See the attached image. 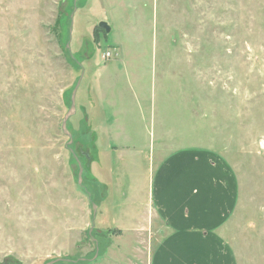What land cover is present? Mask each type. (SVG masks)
Segmentation results:
<instances>
[{
    "label": "rangeland",
    "instance_id": "374dc122",
    "mask_svg": "<svg viewBox=\"0 0 264 264\" xmlns=\"http://www.w3.org/2000/svg\"><path fill=\"white\" fill-rule=\"evenodd\" d=\"M185 151L230 176L209 232L264 264V0H0V264H149Z\"/></svg>",
    "mask_w": 264,
    "mask_h": 264
},
{
    "label": "crops",
    "instance_id": "0c3cea01",
    "mask_svg": "<svg viewBox=\"0 0 264 264\" xmlns=\"http://www.w3.org/2000/svg\"><path fill=\"white\" fill-rule=\"evenodd\" d=\"M117 122L115 118L114 123ZM177 164L181 167L174 171ZM194 165H198L195 172ZM221 169L207 154L192 151L172 154L162 164L159 172L162 186L170 193L168 201L183 198L189 208L177 216L162 198L154 201L152 211L159 217V231L164 233H158L161 240L150 254L149 264H235L220 236L209 232L221 221L232 200L230 176L226 174L228 178L223 180L226 172ZM164 172L181 174L182 184L175 180L170 186L169 175ZM183 184L187 191L182 190Z\"/></svg>",
    "mask_w": 264,
    "mask_h": 264
},
{
    "label": "water",
    "instance_id": "95a60500",
    "mask_svg": "<svg viewBox=\"0 0 264 264\" xmlns=\"http://www.w3.org/2000/svg\"><path fill=\"white\" fill-rule=\"evenodd\" d=\"M97 26H98L99 28L103 29V31H104L105 34H106V33L108 34V33L110 32V27H109L106 23H104V22H100V23H98ZM79 82H80V81L77 82L75 88H74L73 91H72L70 108H69V110L67 111V113L65 114V116H64V118H63V121H62V124H61V130H62V132H63V133L68 137V139H69V141H68V143H67V146L71 145V143H72V136H71V134L67 131L66 123H67L68 119H69V118L74 114V112H75V95H76V91H77V88H78ZM87 156H88V155H86V158H87ZM74 157H75L76 163H77V165H78V175H77V179H78V185H79V184L81 183V181H82V172H83V168H82L80 162L78 161V159L76 158V156H74ZM93 208H94V213H95V208H96V206L93 205ZM94 215H95V214H94ZM58 261H60V260H59V259H56V260H54V261H50V262H48V263H46V264H54V263H56V262H58Z\"/></svg>",
    "mask_w": 264,
    "mask_h": 264
},
{
    "label": "built area",
    "instance_id": "2783aa9c",
    "mask_svg": "<svg viewBox=\"0 0 264 264\" xmlns=\"http://www.w3.org/2000/svg\"><path fill=\"white\" fill-rule=\"evenodd\" d=\"M111 52H106L105 54H104V56L106 57V58H109V57H111Z\"/></svg>",
    "mask_w": 264,
    "mask_h": 264
}]
</instances>
